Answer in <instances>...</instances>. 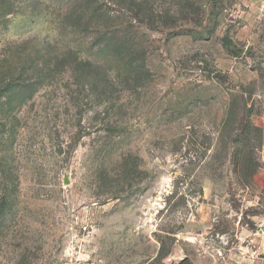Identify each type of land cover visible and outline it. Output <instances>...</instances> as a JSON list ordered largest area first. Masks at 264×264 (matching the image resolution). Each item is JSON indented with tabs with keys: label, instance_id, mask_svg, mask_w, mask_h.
Listing matches in <instances>:
<instances>
[{
	"label": "rangeland",
	"instance_id": "obj_1",
	"mask_svg": "<svg viewBox=\"0 0 264 264\" xmlns=\"http://www.w3.org/2000/svg\"><path fill=\"white\" fill-rule=\"evenodd\" d=\"M13 1L0 264H264V0Z\"/></svg>",
	"mask_w": 264,
	"mask_h": 264
},
{
	"label": "built area",
	"instance_id": "obj_2",
	"mask_svg": "<svg viewBox=\"0 0 264 264\" xmlns=\"http://www.w3.org/2000/svg\"><path fill=\"white\" fill-rule=\"evenodd\" d=\"M80 232L85 236L84 240L90 235V230L88 226H81ZM87 236V238H86ZM59 264H111L107 262L103 257L98 255H92L86 253L85 251H80L76 247L69 246L65 250L62 259Z\"/></svg>",
	"mask_w": 264,
	"mask_h": 264
},
{
	"label": "trees",
	"instance_id": "obj_3",
	"mask_svg": "<svg viewBox=\"0 0 264 264\" xmlns=\"http://www.w3.org/2000/svg\"><path fill=\"white\" fill-rule=\"evenodd\" d=\"M136 1L137 0H132L131 2H133V4L135 6H137L138 4H136ZM14 5L15 4H14L13 0H0V9L3 10L5 13H9V14L14 13V11H15L14 10ZM226 43H227L226 45L230 44V42L228 40H226ZM31 94H33V93H31ZM244 115H245V118L250 119L251 115H248V113H245ZM245 130L246 129L243 128V130H240V131H241V133H243ZM236 157H237V154H236ZM256 169H258V166H256V168L253 167V168L249 169V174L252 175L256 171ZM169 253H170V249H165L164 247L161 248L160 252H159V256L157 258L158 264H160L161 260L165 256H167ZM181 264H192V263L189 260L186 259Z\"/></svg>",
	"mask_w": 264,
	"mask_h": 264
}]
</instances>
